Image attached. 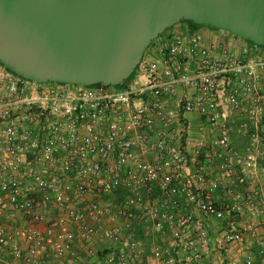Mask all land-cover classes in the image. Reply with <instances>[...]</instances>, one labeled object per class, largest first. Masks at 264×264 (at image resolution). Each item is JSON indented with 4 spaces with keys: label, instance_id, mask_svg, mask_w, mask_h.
Here are the masks:
<instances>
[{
    "label": "built area",
    "instance_id": "built-area-1",
    "mask_svg": "<svg viewBox=\"0 0 264 264\" xmlns=\"http://www.w3.org/2000/svg\"><path fill=\"white\" fill-rule=\"evenodd\" d=\"M164 40L122 89L37 83L0 64V260L76 262V244L108 241L106 264H199L210 250L207 220L222 223L227 264H253L231 255L249 239L262 253L264 189L253 181L264 184V46L208 27ZM206 131L220 162L210 181L193 172ZM232 133L245 137L244 153L232 150Z\"/></svg>",
    "mask_w": 264,
    "mask_h": 264
},
{
    "label": "water",
    "instance_id": "water-1",
    "mask_svg": "<svg viewBox=\"0 0 264 264\" xmlns=\"http://www.w3.org/2000/svg\"><path fill=\"white\" fill-rule=\"evenodd\" d=\"M180 21L264 46V0H0V64L37 83L115 87Z\"/></svg>",
    "mask_w": 264,
    "mask_h": 264
},
{
    "label": "crops",
    "instance_id": "crops-1",
    "mask_svg": "<svg viewBox=\"0 0 264 264\" xmlns=\"http://www.w3.org/2000/svg\"><path fill=\"white\" fill-rule=\"evenodd\" d=\"M199 124V120L196 119V117L194 118L193 120V130L191 132V137L193 138V140H198L199 138H201L202 136L195 130L196 129V126ZM170 131L174 134H177L179 133L182 129V125L181 124H177V123H172L169 127ZM212 134H209L208 131H206V133L203 135V138L204 140L206 141V145L207 146H204L203 148L200 149V153H199V157L202 158L200 165L198 167H196V169L193 170V172H202L205 174L206 176V180L207 181H210V180H213L214 177L216 176V174L218 173V167L217 165H219V160L217 158L214 157V153L215 151H218V146H210L211 144V138H212ZM211 137V138H210ZM231 140L233 142V145L234 146H231L232 150L236 153H244L247 146H244V143H245V137L242 136V135H238V134H235V133H232L231 134ZM238 142H241L242 144L239 145ZM182 148V150L188 155L190 156L193 151V146H180ZM198 157V159H199ZM147 158L150 159L151 156L150 154H147ZM260 180H261V183H262V178L260 177ZM255 182H260L259 179L253 181V183ZM263 184V183H262ZM238 189L240 191H245L244 188L242 187H238ZM213 195L222 203V202H225V199L221 196V190L220 189H217L216 191L213 192ZM2 199L0 197V203ZM260 210L263 212L262 215L259 216V218H261L262 216H264V207L263 206H260ZM50 217V215H49ZM242 220L244 219L247 220L246 223H252L253 219L250 218V216L248 214H245L242 218ZM215 222L216 223V226H215V232H218V236L214 238V243L216 242L217 245H219V240H220V237L221 235L223 234V227H222V223L220 221H212V220H207L205 222L206 226H207V230H208V234L210 232V226H211V223ZM257 233L258 234H261L263 233L262 230L260 228H257ZM144 234V233H143ZM145 238L148 237L144 234ZM210 237V236H209ZM148 238L144 239L143 242H146ZM210 240H211V237H210ZM162 244L163 243H166L167 240H165L164 238L160 239V241ZM168 243V242H167ZM150 243H148V241L145 243V247H146V250L148 249L147 246H150L149 245ZM101 246V247H104L106 249H104V251H109L110 248L112 247V243L111 242H104V243H99V242H92V243H85V244H76L74 246V249L76 251V253L78 254V260L76 262H74L71 258H69L68 256H64L62 261H63V264H84L83 262V259L81 258L80 256V248H88V247H93V246ZM255 246L257 247V250L255 252V255L257 258H259L261 260V263L264 264V258L261 257L260 253H259V249L261 248L257 242V240H255ZM150 248V247H149ZM148 252V250H147ZM11 260V262H9ZM46 261H47V264H52V260L47 257L46 258ZM93 261V260H91ZM90 260L88 262H91ZM177 262H181V261H176L175 263ZM4 263H14V264H17L15 262H13L12 260V257L10 255H7V256H4L2 257V259L0 260V264H4ZM174 263V264H175ZM183 263V262H181ZM91 264H94V261L91 263ZM97 264H106L105 263V259H104V256H101L100 259L97 261ZM184 264V263H183Z\"/></svg>",
    "mask_w": 264,
    "mask_h": 264
},
{
    "label": "rangeland",
    "instance_id": "rangeland-1",
    "mask_svg": "<svg viewBox=\"0 0 264 264\" xmlns=\"http://www.w3.org/2000/svg\"><path fill=\"white\" fill-rule=\"evenodd\" d=\"M168 31V30H167ZM166 31V32H167ZM215 31H220L223 32L225 34L231 35L229 32L224 31V30H216ZM158 43H165L164 39H160V38H155L153 40V44H158ZM150 46L148 48H146L145 52L146 53L149 50ZM239 145H241V142H238ZM218 167V165H217ZM260 182H255L253 183V185L256 188H263L264 189V184L261 183V180L259 178ZM260 204H258V208L260 209ZM242 223H246L247 220L244 221V219L240 220ZM215 226L216 223L213 222L211 223L210 228V232H209V236L211 237V243H210V250L208 251L207 254H204L202 256V260L200 261L199 264H217L220 258H225V255L221 253V249L219 248V246L216 244V242L214 243V238L218 236V232H215ZM168 242V240H167ZM166 242V243H167ZM164 243V244H166ZM104 247L101 246H93V247H88V248H80V256L83 259L84 264H91L94 261V264H97V261L100 259V257L98 256V253H101L104 251ZM257 250V247L255 246V239H249L247 240L244 244L242 245H238L235 246L232 250V254L231 255H235L237 258H239L240 260H243L244 257L249 256L251 258V260L253 261V264H262L261 260L259 258L256 257L255 252ZM260 250V249H259ZM258 251V250H257ZM230 258V255L228 256V259H224L223 264H227L228 260ZM91 262H88V261ZM11 262V260L9 261ZM175 264H183L181 262H177Z\"/></svg>",
    "mask_w": 264,
    "mask_h": 264
},
{
    "label": "trees",
    "instance_id": "trees-1",
    "mask_svg": "<svg viewBox=\"0 0 264 264\" xmlns=\"http://www.w3.org/2000/svg\"><path fill=\"white\" fill-rule=\"evenodd\" d=\"M186 22H189V23H191V24H194L193 22H191V21H186ZM194 26H199L198 24H194ZM192 28H194V27H192ZM192 28H191V30H192ZM168 30V29H167ZM166 30V31H167ZM184 30H190V28L189 29H184ZM166 31H164L161 35H159L158 36V38H160V39H166L167 37H168V35L169 34H166L167 32ZM246 42H250V41H246ZM251 43V42H250ZM153 44V41L152 42H150V44L148 45V47L149 46H151ZM147 47V48H148ZM133 74H134V71H133V73L129 76V78L124 82V83H122V84H120V85H117V86H115L114 88H116V89H122L123 88V85L125 84V83H127L128 81H130L131 80V78H132V76H133ZM201 160H202V158L201 157H199V162H201ZM117 198L118 199H122L125 195H126V192H117ZM133 225V227H134V238H135V240H140L141 242L144 240V239H146L145 238V236H144V234H143V228L141 227V226H139L138 224H136V223H133L132 224ZM108 251L106 250V251H103V252H101V253H98V256L99 257H101V256H104L106 253H107ZM261 255V257H263L264 258V249H263V251H262V253L260 254Z\"/></svg>",
    "mask_w": 264,
    "mask_h": 264
},
{
    "label": "flooded vegetation",
    "instance_id": "flooded-vegetation-1",
    "mask_svg": "<svg viewBox=\"0 0 264 264\" xmlns=\"http://www.w3.org/2000/svg\"><path fill=\"white\" fill-rule=\"evenodd\" d=\"M194 27V28H192ZM204 29V28H207L205 26H202V25H199V26H194V24H191L189 22H186V21H180L176 24H174L173 26H171L167 33L166 34H171V33H174V32H177V31H181V30H184V29Z\"/></svg>",
    "mask_w": 264,
    "mask_h": 264
}]
</instances>
